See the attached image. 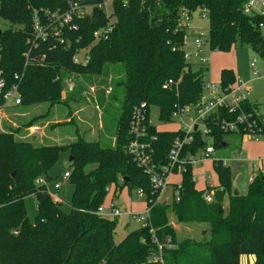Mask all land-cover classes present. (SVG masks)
I'll return each instance as SVG.
<instances>
[{
    "label": "trees",
    "instance_id": "trees-1",
    "mask_svg": "<svg viewBox=\"0 0 264 264\" xmlns=\"http://www.w3.org/2000/svg\"><path fill=\"white\" fill-rule=\"evenodd\" d=\"M246 2L112 0L110 15L93 6L84 16L75 17L77 28L64 29L63 43L52 37L39 39L34 46L35 18L46 22V11L64 12L68 0H0V69L9 86L18 85L20 105L69 106L67 102H77L86 89L80 77L89 80L91 88L96 77H108L111 71L116 78L99 83L106 84L100 90L101 98L112 87L121 90L123 97L114 145L102 146L98 140L83 137L62 144H35L16 130L0 131V264H241L242 255H253V264H264V159L250 179L246 196L234 194L230 166L222 159L213 162L220 185L207 186V190L196 188L193 167L186 162L175 189L179 199L173 197L164 204L158 201L161 192L154 189L150 174L127 151L134 108L146 103L152 161L159 168L166 165L175 139L183 137L184 131L158 130L150 122V106L159 107L161 120L172 121L178 108L203 100L207 66L187 59L189 35L184 14L192 17L199 9L207 11L211 23L206 40L211 49L229 52L238 44L246 45L264 59V29L260 27L264 16L246 13ZM109 27L105 36L96 38L97 30ZM68 79L74 81V87L64 93ZM170 79L173 83L164 88ZM237 81L232 69H222V89ZM3 105L0 95V107ZM241 107L255 119L253 133L264 134L257 107L246 99ZM236 116L225 109L210 115L205 119L208 133L194 131V140L185 145L182 157L204 149V135L211 138L216 150L222 149L227 136L235 132L221 128V122ZM42 117L45 115L27 120L24 127ZM239 129L236 134L241 139L247 132L243 125ZM63 152L72 157L67 179L73 186L69 211L63 209L64 200H54L48 190L57 177L50 170ZM112 184L115 192L123 187L142 189L150 208L149 224L131 231L120 243L114 241L116 219L97 213ZM211 189L213 198L207 202L204 193ZM30 195L37 206L34 222L25 206ZM226 198L229 210L220 212ZM171 213L178 223L204 224L202 237L178 236L170 224ZM163 235L165 245L161 244ZM159 255L162 262L154 259Z\"/></svg>",
    "mask_w": 264,
    "mask_h": 264
},
{
    "label": "rangeland",
    "instance_id": "rangeland-1",
    "mask_svg": "<svg viewBox=\"0 0 264 264\" xmlns=\"http://www.w3.org/2000/svg\"><path fill=\"white\" fill-rule=\"evenodd\" d=\"M112 4L109 2L105 6V11L108 15L112 13ZM211 19L207 16H202L198 11L193 12L192 19L188 23L189 31L192 33L189 35L186 44L187 59L190 63L196 65H206L207 71L204 77L205 89L204 96L206 98L210 97L212 94V89L209 84H219L220 82V70L223 68L232 69L235 71L239 82L246 84L248 91H246V97L254 103L259 104V114L262 115L264 119V59L260 58L249 46L237 45L229 52H220L210 48L209 43L206 39H203V43L199 48L195 42L196 38H201L203 35L205 38L209 33ZM186 24V23H185ZM1 27V26H0ZM2 30V27H1ZM202 39V38H201ZM84 51L81 52L80 58L82 59ZM255 60L256 68L259 73L254 75L250 64ZM116 78L111 71L109 76L100 75L95 78L94 87L89 88V80H84L79 78L81 84L86 88L84 92L78 97L77 102L69 101L67 102L69 106L63 105L62 103L54 105L52 108L47 105H37V106H22L19 107H0V131L16 130L17 133L23 137L32 139L36 144L41 143H68L76 140L78 137H83L89 141L98 140L102 146H110L115 143L116 136V125L122 111L121 107L123 104L122 91L115 88H107L105 97L101 98L103 94L100 90L105 88L104 83L99 84L102 80L110 82L111 79ZM70 79L65 82H69ZM71 82L74 81L71 79ZM65 83V84H66ZM93 88V89H92ZM97 89L99 92H97ZM65 93V91H64ZM114 97V98H113ZM90 99V100H89ZM100 100H105L104 103H100ZM108 101V102H107ZM25 111V114H21ZM196 108L194 105H188L186 111L181 114L176 115L172 121H163L160 118L159 107L156 105L150 106V122L156 127L161 129L176 130L182 128L185 124L191 121V117L194 116ZM49 113L47 118L46 114ZM189 114V115H188ZM45 115L38 119L35 124L31 127L25 128L24 123L37 116ZM260 115V116H261ZM69 116V119H66ZM72 118V119H70ZM72 120V122H69ZM61 122H65L61 124ZM38 127V128H37ZM37 128V129H36ZM40 130V131H39ZM43 130V135L40 132ZM15 131V132H16ZM236 133L227 136L228 149H230V154L227 156L226 163L229 164L231 170V182L232 190L237 192L241 196H246L248 194V185L250 179L256 173V168L250 162L252 158H258L264 156L261 151L264 143V134H259L257 137L258 141L255 139H247L243 143V156L234 153L233 145L236 141ZM46 136H49L50 140H45ZM36 137V138H34ZM44 140V141H43ZM204 140L207 146L211 145V138L204 135ZM224 148V147H223ZM221 150L215 151L213 156L220 155ZM204 152L201 150L197 157H199ZM69 154L68 152H63L60 155L57 163L51 168L50 173L52 176L56 177L53 182L48 184V190H53L55 183L61 184V189L59 190V195L64 200L63 209L69 211V202L71 201V196L73 193V186L68 183L67 179H64L63 174L69 167ZM208 158L205 162H198L196 166L197 169V184L202 190L206 189L204 185V176L210 175L211 178L207 179V185L214 187L220 185L219 178L214 168L208 163ZM206 165H205V164ZM204 164V165H203ZM208 165V166H207ZM205 168L201 170V168ZM180 173V172H179ZM175 176V175H174ZM181 176V175H179ZM178 178V175L175 176ZM115 184L108 186V192L104 199L103 206L106 207L105 215L109 219H116L117 226L114 232V241L120 243L128 233L138 228L141 223L137 218H131L124 214L125 210H132L139 213L146 212V200L144 194L138 193L136 189L129 190L127 187L119 188L118 191L114 192ZM174 190L173 187L167 185L163 188L158 200L161 203H171ZM117 206L122 214L118 217H112L110 215V206ZM25 206L29 220L34 222L37 206L34 196H28L25 199ZM222 208L227 213L229 210V199L226 198L222 203ZM172 220V216H170ZM199 226H205L201 224ZM197 238V237H196ZM252 255H247L246 259L242 260V264H253L254 261Z\"/></svg>",
    "mask_w": 264,
    "mask_h": 264
},
{
    "label": "built area",
    "instance_id": "built-area-1",
    "mask_svg": "<svg viewBox=\"0 0 264 264\" xmlns=\"http://www.w3.org/2000/svg\"><path fill=\"white\" fill-rule=\"evenodd\" d=\"M111 3L112 0H68V9L64 12H50L46 11L45 15L47 17L46 22H41L39 18L34 20V39L33 45H37L39 39L46 40L48 38H59L61 42H64V39L61 38L64 29L74 30L77 28V25L73 23L75 17H82L88 13L93 6H98L104 8L107 3ZM244 10L246 13H259L264 16V0H247L244 5ZM198 12L202 16H207V11L205 9H199ZM192 19L191 16L184 14L183 21L188 25L189 21ZM260 27L264 29V21L261 23ZM111 27L107 29L97 30L94 35L96 38H99L102 35H106V32L110 30ZM104 35V36H105ZM196 43L200 47L203 41L198 38ZM75 61L79 60V55L76 54L74 57ZM252 67H255V62L252 63ZM258 71L255 69L253 74L256 75ZM69 85L74 87V83L67 82ZM173 81L170 79L166 84L163 85L164 88H167ZM209 87L212 89V94L209 98H204L200 103L195 105L196 112L194 116L191 117V121L188 124H185L180 130L184 131L183 137H178L175 139L170 152L168 154V162L166 165L159 168L152 161L153 149L151 142L148 140V128L146 125V103H141L140 106L135 107L130 121V134L131 139L127 144V151L133 156L134 160L140 165L143 166L146 171L150 174L152 185L155 190H160L162 192L163 188L169 185L170 175L177 169H183L184 164L187 162L196 167L198 162H205L208 158L209 160H215L216 149L214 146L209 145L204 148V152L197 157V155H189L186 159L182 157V152L186 144L194 140L192 133L196 130H202L203 133L207 134L208 129L206 127L205 119L210 115L217 112L219 109L228 110L231 114H236L235 120H224L221 122V128L229 132H239L240 126L243 125L244 131L247 132L246 136L251 138H257L259 135L253 133L255 130V119H251V115L245 113L242 110L241 103L246 99L245 85L239 80L232 85H229L226 89H222L220 86L214 84H209ZM0 95L4 100V105H20L21 97L18 90V85L9 86L4 75L3 71L0 69ZM187 109V106L178 108L174 113V117L179 113L183 114ZM189 115V114H188ZM197 126V129H196ZM254 128V129H253ZM155 139V137H152ZM203 150V149H202ZM225 163V162H224ZM70 176V171L67 170L63 174L64 179H68ZM196 180V177H193ZM42 182V180H40ZM61 189L60 183H55L53 190H50V195L56 201H61L60 196L58 195L59 190ZM108 190V189H107ZM138 193L144 194L142 189H137ZM175 198L179 199V192L176 190ZM204 198L207 202H211L213 198V192L206 191L204 193ZM97 213L101 216L106 217L105 208L101 205L98 208ZM122 214L120 209L115 206H110V215L118 217ZM124 214L131 218H137L142 226H146L150 222V208L146 206L145 213H139L132 210H125ZM161 248V247H160ZM155 260L160 259L162 262V257L156 256Z\"/></svg>",
    "mask_w": 264,
    "mask_h": 264
},
{
    "label": "crops",
    "instance_id": "crops-1",
    "mask_svg": "<svg viewBox=\"0 0 264 264\" xmlns=\"http://www.w3.org/2000/svg\"><path fill=\"white\" fill-rule=\"evenodd\" d=\"M192 33L189 31V28H188V35H191ZM195 36H200L201 38V40L202 41H204L203 39H206L203 35H195ZM207 37V36H206ZM188 38H189V36L187 37V39H186V44H187V41H188ZM199 38V37H198ZM198 38H196V39H198ZM196 39H195V42H196ZM186 44H185V49H186ZM197 44V43H196ZM198 45V44H197ZM199 47V46H198ZM200 47H201V45H200ZM199 47V48H200ZM255 62V60L252 62V63H254ZM252 63L250 64V68L252 69V73L254 72V70H255V68H256V62H255V67H252ZM223 69V68H222ZM222 69L220 70V75H221V71H222ZM257 70V69H256ZM234 71V70H233ZM258 71V70H257ZM234 73H235V71H234ZM259 73V72H258ZM235 75H236V73H235ZM257 75V74H256ZM220 77V76H219ZM236 77H237V75H236ZM237 80H238V77H237ZM214 85H216V86H220V82H219V84H214ZM245 85V89H247V91L249 90V88H247V86H246V84H244ZM73 87L71 86V85H69V90L68 91H70L71 89H72ZM93 89V88H92ZM204 98H206L205 96L203 97V100H204ZM90 100V99H89ZM246 100H247V102L248 103H250L251 105H255L256 107H257V109L259 110V104H257V103H254V102H251L247 97H246ZM3 106H6V107H11V108H13V107H19V105H11V104H8V105H3ZM26 112L25 111H23L21 114H25ZM256 113L259 115V117L264 121V119L262 118V115L261 114H259V112L256 110ZM261 115V116H260ZM38 128V127H37ZM36 128V129H37ZM157 129L158 130H163V131H166V130H170V129H161V128H158L157 127ZM179 129V128H178ZM175 130V129H174ZM177 130V129H176ZM40 131V130H39ZM236 133V132H235ZM43 135V130L40 132V135ZM236 136V135H235ZM34 138H36V137H34ZM247 139H255L256 141H258V139L257 138H251V137H249V136H244L243 138H239V136H238V138H237V136H236V141H234L233 143H234V147H233V151H234V153H236V154H238V155H240V157L241 156H243V154H244V152H243V149H242V147H243V143L245 142V141H247ZM45 140H50V138H49V136H46V138H45ZM226 140H227V138H226ZM44 141V140H43ZM229 147H228V142L226 141V143H225V145H224V148H222L223 150H221V154L219 155H215V158L216 159H222L225 163L224 164H227V165H229L228 163H226V161H227V156L230 154V149H228ZM263 153H264V143H263V146H262V150H261ZM263 159H264V156H262V157H258V158H252L251 160H250V162H252V165L253 164H256V163H258V165H254L255 166V168H256V170H258V169H260L261 167H262V161H263ZM213 162H214V160H209L208 161V163H206V164H210V166L211 167H213ZM203 163V162H202ZM205 164V163H204ZM203 164V165H204ZM205 164V165H206ZM207 165V166H208ZM201 168V167H200ZM214 168V167H213ZM197 169H199L197 166L196 167H194L193 168V172H194V176L196 177V180H195V182H196V188L198 189V190H202V189H200L199 187H198V184H197V175H196V172H197ZM203 169H205V168H201V170H203ZM180 172V173H179ZM176 175H178V178H176L175 176ZM179 175H181V176H179ZM210 179L211 178V176L208 174V175H205L204 176V178H203V180H204V185H205V188H207V186H209V185H207V179ZM252 178V177H251ZM181 180H182V169H180V168H177L171 175H170V178H169V185L171 184V186L173 187V190H174V193H173V195H174V197H175V189H176V185H178L180 182H181ZM219 185H216V186H214V188L215 187H218ZM209 187H211V186H209ZM207 190V189H206ZM137 191V190H136ZM211 192H213V194H214V189H211L210 190ZM114 192H115V190H114ZM138 192V191H137ZM145 196V195H144ZM145 200H146V196H145ZM172 200H173V198H172ZM159 201V200H158ZM166 203H168V202H166ZM165 204V203H164ZM146 206H147V202H146ZM104 207V206H103ZM105 209H106V207H104ZM130 210V209H129ZM170 216H172V220H170V224L176 229V231H177V235L178 236H180V237H182V238H184V237H197V238H201L202 237V232H203V230H204V228H205V226H199V225H201L200 223H178L177 222V220H176V217L171 213L170 214ZM171 219V218H170ZM141 226V225H140ZM139 226V227H140ZM253 256V255H252ZM247 258V255H242L241 257H240V261H241V264H242V260L243 259H246ZM252 261H254V256H253V260Z\"/></svg>",
    "mask_w": 264,
    "mask_h": 264
},
{
    "label": "water",
    "instance_id": "water-1",
    "mask_svg": "<svg viewBox=\"0 0 264 264\" xmlns=\"http://www.w3.org/2000/svg\"><path fill=\"white\" fill-rule=\"evenodd\" d=\"M1 32H2V30H1V27H0V34H1ZM68 90H69V84L66 83V84H65V89H64V91L67 92ZM196 129H197V126H196ZM71 159H72V157L70 156V157H69V161H71ZM234 194H235V195H238V193H237L236 191L234 192ZM219 211H220V212L223 211V208H222L221 206L219 207ZM166 241H167V239H166V235H163L162 243H161V244H162V245H165V244H166Z\"/></svg>",
    "mask_w": 264,
    "mask_h": 264
}]
</instances>
